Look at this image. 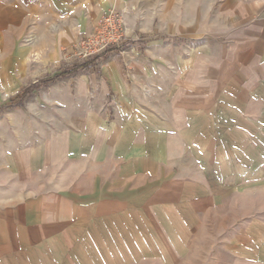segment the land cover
<instances>
[{
	"label": "crops",
	"instance_id": "0c3cea01",
	"mask_svg": "<svg viewBox=\"0 0 264 264\" xmlns=\"http://www.w3.org/2000/svg\"><path fill=\"white\" fill-rule=\"evenodd\" d=\"M220 2L232 33L210 66L225 73L201 76L199 59L178 57V45L175 57L164 47L158 58L131 63L133 79L108 59L98 97L88 96L93 75L78 68L48 97L46 121L1 126L0 264H119L160 251L169 234L183 242L201 212L202 166L216 161L214 104L246 91L247 78L264 80V16L244 25L241 0H0L7 86L39 72L26 74L29 52L38 55L35 67H52L110 10L144 20L146 30L155 19L172 23L165 33L183 35L185 19L195 21L187 32H209ZM257 249L254 261L238 263L264 264V243Z\"/></svg>",
	"mask_w": 264,
	"mask_h": 264
},
{
	"label": "rangeland",
	"instance_id": "374dc122",
	"mask_svg": "<svg viewBox=\"0 0 264 264\" xmlns=\"http://www.w3.org/2000/svg\"><path fill=\"white\" fill-rule=\"evenodd\" d=\"M241 1L249 11L244 25L264 16V0ZM221 5V2L216 4V17L209 20V32H187L195 21L185 19L183 35L165 33L172 23L155 19L146 30L144 20H136L133 24L124 15L129 34L126 44L87 62L69 55L72 47L69 46L61 50L55 65L42 69L34 66L39 62L38 55L29 52L27 62L31 65L26 74L31 72L32 75L37 68L39 72L33 78L29 76L30 81H18L11 86L0 83V133L1 126L22 123L25 118L46 121L48 115L43 114V107L48 97L65 86L63 81L72 74L68 72L76 67L83 68V72L92 74L96 80L94 86L89 84L88 87L91 100L102 91V66L106 60L117 61L128 78L133 79L135 72L131 63L158 58L164 47L172 51L174 57L178 45L181 50L178 57L198 58L201 76L214 69L225 73L228 67L210 66L211 59L218 61L222 52L216 45L224 46L232 33V15L225 17ZM27 41L30 39L24 40ZM64 72L66 74H62ZM247 82L246 91L230 90L225 93V99L214 104L216 139L213 142L218 146L213 160L216 161L202 166L205 169L202 188L205 190H201L197 225L185 227L183 242L169 234L173 241L160 244V251L143 252L137 258L121 256L117 260L119 264H239L240 259L255 260L257 245L264 243V80L254 77L252 81L247 78ZM105 95L107 107H113L111 95ZM244 107L247 108L245 113L242 112ZM111 116L112 111H109L108 119ZM163 229L169 231L170 228Z\"/></svg>",
	"mask_w": 264,
	"mask_h": 264
},
{
	"label": "built area",
	"instance_id": "2783aa9c",
	"mask_svg": "<svg viewBox=\"0 0 264 264\" xmlns=\"http://www.w3.org/2000/svg\"><path fill=\"white\" fill-rule=\"evenodd\" d=\"M128 39L124 14L110 10L96 20L89 34L82 36L72 45L69 55L87 62L101 57L109 50L121 49Z\"/></svg>",
	"mask_w": 264,
	"mask_h": 264
},
{
	"label": "trees",
	"instance_id": "16d2710c",
	"mask_svg": "<svg viewBox=\"0 0 264 264\" xmlns=\"http://www.w3.org/2000/svg\"><path fill=\"white\" fill-rule=\"evenodd\" d=\"M75 70H77V67L74 68V69H72V70H70L68 73H72V72H74ZM62 74H66V72H64V73H62Z\"/></svg>",
	"mask_w": 264,
	"mask_h": 264
}]
</instances>
